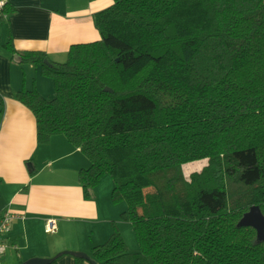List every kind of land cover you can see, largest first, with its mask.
Wrapping results in <instances>:
<instances>
[{"label": "trees", "instance_id": "16d2710c", "mask_svg": "<svg viewBox=\"0 0 264 264\" xmlns=\"http://www.w3.org/2000/svg\"><path fill=\"white\" fill-rule=\"evenodd\" d=\"M95 25L100 38L63 62L6 43L53 82L52 98L35 85L15 94L38 142L64 135L89 161L85 197L109 175L113 203L127 204L139 251L112 222L90 257L264 264V0H114ZM195 161L205 164L187 177ZM254 207L261 230L243 222Z\"/></svg>", "mask_w": 264, "mask_h": 264}, {"label": "crops", "instance_id": "0c3cea01", "mask_svg": "<svg viewBox=\"0 0 264 264\" xmlns=\"http://www.w3.org/2000/svg\"><path fill=\"white\" fill-rule=\"evenodd\" d=\"M0 1L15 10L4 15L0 10V215H17L4 237L7 250L1 264L33 258L51 260L47 264H79L68 252L90 256L92 248L111 235L112 222L123 233L121 213L127 206L95 189L91 198L85 197L78 172L89 161L64 135L38 142L33 112L15 97L22 88L38 85L37 79L31 77L27 87L22 70L27 63L15 61L6 43L19 51H43L51 61L63 62L73 44L100 38L95 16L114 0ZM27 65L37 74L38 67ZM49 218L56 220L52 233L45 231ZM80 263L91 264L86 259Z\"/></svg>", "mask_w": 264, "mask_h": 264}, {"label": "rangeland", "instance_id": "374dc122", "mask_svg": "<svg viewBox=\"0 0 264 264\" xmlns=\"http://www.w3.org/2000/svg\"><path fill=\"white\" fill-rule=\"evenodd\" d=\"M36 69H37V74H34V70L29 68V65H27V64L23 65L22 70L27 74V77H28V86L27 87H31L30 78L31 77L36 78L37 83H38L40 89L43 91L44 95L46 97L52 98L55 95V90H54L52 79L49 77L40 75L41 74V73L39 74L40 69H38V68H36ZM38 85L36 84L35 86L38 87ZM204 164H205V162H203V161H195V162H191V163L184 165L183 169H184L185 175L188 177L191 172L199 171L203 167ZM112 188H113V179L111 178V176L105 175L102 178V180L100 181V183L94 189L99 190L100 195H105V194L107 195L108 194L110 196L111 192H112ZM121 203L124 204V206H127V204L125 202H121ZM121 203H118V204H121ZM260 218L263 221V218L261 216H260ZM121 219H122V217H121ZM124 222H125V224L122 226L123 235H124V238L126 239L129 250L131 252H137V251H139V242H138L137 237L135 235L133 226L131 225L130 222H128L126 220H124Z\"/></svg>", "mask_w": 264, "mask_h": 264}, {"label": "built area", "instance_id": "2783aa9c", "mask_svg": "<svg viewBox=\"0 0 264 264\" xmlns=\"http://www.w3.org/2000/svg\"><path fill=\"white\" fill-rule=\"evenodd\" d=\"M4 2L0 1V10L3 8ZM17 215L10 211H5L0 215V264L7 250V243L4 240L6 234L10 231L11 224ZM56 220L49 218L45 222V231L47 233L55 232Z\"/></svg>", "mask_w": 264, "mask_h": 264}, {"label": "water", "instance_id": "95a60500", "mask_svg": "<svg viewBox=\"0 0 264 264\" xmlns=\"http://www.w3.org/2000/svg\"><path fill=\"white\" fill-rule=\"evenodd\" d=\"M14 60L17 62H22V59L19 55H14ZM243 222L245 224H251L256 226L259 230L262 229V225H263V221L260 218V214L258 212V210L254 207L253 211L251 213H249L243 220ZM71 255L75 256V257H81L84 258L86 260H88L91 264H97V262L95 260H93L87 253L85 252H68ZM51 260H45V259H39V258H33L30 260H27L25 262L22 263H18V264H47L49 263Z\"/></svg>", "mask_w": 264, "mask_h": 264}, {"label": "clouds", "instance_id": "9594fccd", "mask_svg": "<svg viewBox=\"0 0 264 264\" xmlns=\"http://www.w3.org/2000/svg\"><path fill=\"white\" fill-rule=\"evenodd\" d=\"M186 179H187V177H186Z\"/></svg>", "mask_w": 264, "mask_h": 264}]
</instances>
